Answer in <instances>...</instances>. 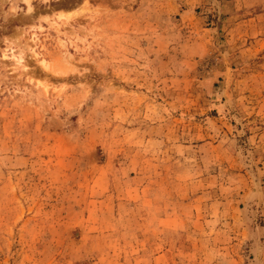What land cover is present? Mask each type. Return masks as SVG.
I'll list each match as a JSON object with an SVG mask.
<instances>
[{"label":"rangeland","instance_id":"374dc122","mask_svg":"<svg viewBox=\"0 0 264 264\" xmlns=\"http://www.w3.org/2000/svg\"><path fill=\"white\" fill-rule=\"evenodd\" d=\"M0 264H264V0H0Z\"/></svg>","mask_w":264,"mask_h":264},{"label":"bare ground","instance_id":"6f19581e","mask_svg":"<svg viewBox=\"0 0 264 264\" xmlns=\"http://www.w3.org/2000/svg\"><path fill=\"white\" fill-rule=\"evenodd\" d=\"M25 2L30 6V2L31 0H25ZM31 9V8H30ZM18 59V63H23V60H24V56L23 55H20L19 57H17ZM24 68L26 67L25 65L23 66Z\"/></svg>","mask_w":264,"mask_h":264}]
</instances>
